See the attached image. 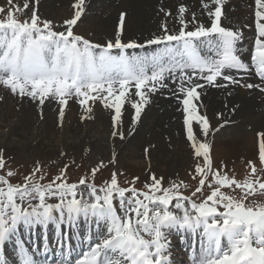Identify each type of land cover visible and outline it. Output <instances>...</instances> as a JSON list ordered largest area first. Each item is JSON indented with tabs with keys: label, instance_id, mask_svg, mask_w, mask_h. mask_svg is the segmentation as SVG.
<instances>
[{
	"label": "snow or ice",
	"instance_id": "obj_1",
	"mask_svg": "<svg viewBox=\"0 0 264 264\" xmlns=\"http://www.w3.org/2000/svg\"><path fill=\"white\" fill-rule=\"evenodd\" d=\"M85 3L86 0H76L74 16L64 21L63 31H56L51 21L41 20L35 7L30 18L21 21L17 16L21 6L7 0L9 7H0V85L40 106L46 99L58 101L60 121L71 97L80 98L79 103L89 116L93 112L90 102L102 101L104 108L114 112V124L120 125L126 102L131 100L134 122H139L150 103L149 94L168 88L170 79L177 86L171 91L183 106L186 138L195 157L203 159V164L197 163L194 168L200 174V187L193 195L202 191L209 175L213 176L215 187L206 199L196 203L179 194L181 184L185 188L187 184L173 182L164 188L163 177L155 174L144 185L147 191L141 192L135 187L120 186L115 172L110 183L98 188L94 180L69 183L67 166L46 184L41 183L45 177L39 164L22 184H12L9 178L14 173L8 170L0 175V252L16 237L20 225L47 228L54 224L59 229L64 224L73 225L83 216L104 222L107 227L75 264H170L168 237L174 228L191 232L203 228L206 246H201L198 264H264V204L245 203L257 190L264 195V182L257 178L255 164L251 165L253 178L243 182L213 170L211 145L206 138L210 130L219 129H212L208 116L201 114L196 103L202 94L198 90L206 87L237 86L264 92V0H255L258 38L251 64L244 62L238 48L242 31L222 26L225 0H212L217 6L214 9L208 3L203 5L211 18L209 26L199 23L195 13L186 19L188 8L181 5L177 13L180 29L173 33L164 23L161 34L148 41L150 45H163L160 51L151 57L131 58L127 50L143 45L122 42L117 37L101 47L74 33ZM28 7L26 0L22 8ZM160 11L165 16L172 15L163 8ZM125 15L120 16L121 33ZM189 23L194 24V30L189 29ZM113 49L121 54L113 55ZM205 50L214 56L201 55ZM253 73L261 83L247 82ZM133 87L136 91L130 96ZM194 123L204 139L198 138ZM117 135L124 139L122 133H113L114 137ZM260 137L259 163L264 166V133ZM5 168L6 159L0 152V170ZM95 174L93 168V177ZM233 186L240 189L239 199L221 191ZM50 199L57 202L49 203ZM173 201L178 212L170 208ZM220 208L224 210L219 211ZM225 239L226 247L222 244ZM15 243L20 264H39L33 251L18 239ZM47 250L45 245V253ZM0 264L6 261L0 259ZM58 264L72 262L65 257Z\"/></svg>",
	"mask_w": 264,
	"mask_h": 264
},
{
	"label": "bare ground",
	"instance_id": "obj_2",
	"mask_svg": "<svg viewBox=\"0 0 264 264\" xmlns=\"http://www.w3.org/2000/svg\"><path fill=\"white\" fill-rule=\"evenodd\" d=\"M19 1L26 2V0ZM29 1L32 2V0H27V2ZM116 1H120V3ZM171 1L175 5L167 8L159 0H86L83 15L74 29L82 33L79 35L85 36L93 44L101 47L117 37L122 42H136L143 47L134 49L132 51L133 57H151L159 52V46L150 45L148 41L161 34L164 23H167L168 28L173 33L180 29L177 13L181 5L188 8L189 15L195 13L196 16H201L203 18L202 23L209 26L211 18L208 17L207 9L203 5L208 3L209 7L212 8L215 5L212 0ZM39 2V8L44 14L54 13L57 18H62L57 20L59 26L63 28L66 27L64 21L74 16L73 5L76 0H39ZM161 8L165 12L170 11L172 15L165 16L164 12L160 11ZM223 9L225 14L222 17V26L229 29L241 28L247 34L255 35L252 0H230V3L225 2ZM122 10H126L127 13L124 14L127 18H125L121 33L120 16L123 13ZM119 54L120 51L115 49V55ZM165 91H167L168 100L162 98ZM198 91L202 93L200 101L196 102L199 111L208 116L212 129H219L218 131L210 130L209 136L206 138L211 143V156L221 154V158L224 157L228 164L230 161L241 158L246 162L259 159L261 139L259 134L264 133V109L262 107L264 93L244 87H237L236 89L229 87L222 89L221 92L226 97L219 98V91L215 93L209 88ZM229 92L231 93L230 96ZM2 95L3 92L0 90V100L6 102ZM149 99L150 103L145 107L139 122H134L135 112L128 107L131 100L126 102L120 125L114 124V112L104 108L102 101L90 102L93 107L90 116L85 109L82 112L79 107L69 103L65 109L63 121L59 120L58 115L60 105H53L47 101L43 106H40L37 101H34L36 110L40 111L42 116H37L34 110H30L31 113L26 114L27 120L22 121V118L15 116L17 104L11 99V113L2 116H7V122L13 123L15 127L11 129L5 124V121L0 120V146L17 150L21 149L20 147L33 146V143L38 142L43 153L50 151L55 153L61 150L62 154L67 150L78 148L102 159L105 158L104 161L121 158V163L129 166V169L133 168L140 171L137 174H140L143 167H146L147 173L166 177L168 174L177 178L183 177L187 169L194 167L192 162L194 150L191 147V142L186 138V125L183 124L182 109L170 97L169 89L149 94ZM21 101L18 103L25 104L28 102ZM213 104L218 105L222 111V114L216 118L212 117L207 110V107L211 108ZM47 115L50 121L47 120ZM53 122L55 126H53ZM49 123L52 124L53 129L49 135H45L44 129ZM73 123H79L81 127L75 130L71 126ZM195 126L199 129V126L194 123L193 127ZM25 128L28 131L27 134H24ZM17 131L21 133V136L17 134ZM114 132L122 133L124 139H120L118 135L114 137ZM197 135L202 134L197 133ZM149 138L152 140L151 146H155L151 149L154 154L159 150L161 151L158 145L165 144L167 139L174 144L171 149L175 148L170 153L168 152L169 154L165 158L164 155H155L160 158L151 162L149 158L146 159L134 148L137 145V140ZM159 140H162L163 143H157ZM229 151L232 152V155H225ZM163 158L165 161L162 162ZM135 160L138 162L132 164ZM169 171L171 173H168ZM104 225V222L97 223L93 218L86 219L81 216L71 226L64 224L58 229L54 224H49L47 228L36 225L29 227V230L21 231L19 229L17 233L23 234L24 238L31 242L29 248L36 257H39L41 264L44 255H48L52 260L54 256H57V262L66 257L74 263L86 252L90 243L94 244L105 233L103 231ZM179 230L180 228L175 233L179 232L181 238H175L174 234L169 240L167 255L170 262L185 264L183 249L188 245L195 244V240L191 231L183 229L180 232ZM41 236L44 240L47 239L45 243L48 246L47 253L44 251L45 245L40 242ZM63 236L65 240H63ZM77 238H84L88 243L87 247L76 243L75 239ZM7 244L10 245V242ZM174 244L177 248L171 251ZM14 246L17 244L14 243ZM182 246L183 249H181Z\"/></svg>",
	"mask_w": 264,
	"mask_h": 264
},
{
	"label": "rangeland",
	"instance_id": "obj_3",
	"mask_svg": "<svg viewBox=\"0 0 264 264\" xmlns=\"http://www.w3.org/2000/svg\"><path fill=\"white\" fill-rule=\"evenodd\" d=\"M19 0H15L14 3L17 5L21 6V11L17 12L18 18L23 21L25 19H29L31 16V12L33 7L37 9V14L40 16L41 20H48L51 21L54 25V29L56 31H63L64 28L59 26L58 20L57 19H62V18H57V16L54 13H51L50 15L44 14L40 8L39 4L35 3V0H32V2L29 3V7L27 10H24L22 8L24 2H18ZM124 1V0H123ZM162 4H164L167 8L173 7L175 4L171 0H159ZM117 3H120V1H116ZM115 3V4H117ZM0 7H5L8 8L9 5L7 4V0H0ZM123 13H127L126 10H122ZM117 13L115 14L116 18ZM198 18V22L202 23L203 18L201 16H196ZM127 18V16H125ZM186 19H190V15L186 16ZM189 26H191L192 30L194 29V24L189 23ZM75 28V27H74ZM75 33L82 34L78 30L73 29ZM78 31V32H77ZM83 38L87 39L85 36ZM88 40V39H87ZM90 41V40H89ZM91 42V41H90ZM129 55V53H128ZM211 91L217 93L216 88H209ZM0 90L3 92L2 98L6 101H1L0 100V120L5 121L7 126L15 127L13 123L7 122L8 117L7 116H2V115H8L11 113V104L10 101L13 99L15 103L17 104V112L15 116L22 118V121L27 120L26 114L31 113L30 110H34L37 116H42V113L38 110H36V105L34 104V101H32L28 97L24 98H19L13 94H9L6 90L0 86ZM131 96V95H130ZM230 96V95H229ZM226 97L224 96L220 91H219V98ZM136 98V99H135ZM138 97H134V99L137 101ZM162 98L167 99V91H165L162 94ZM28 101L25 104L18 103L19 101ZM49 99H46L45 102H47ZM168 100V99H167ZM49 102V101H48ZM56 105V102H50V104ZM70 104H73L74 106H78L81 110L84 111V108L81 107L80 105L71 102ZM59 105V104H57ZM175 105H177L175 103ZM52 106V105H50ZM127 106V105H126ZM132 111L135 112V110L131 107V103L128 106ZM264 109V104L262 105ZM169 108L171 106L169 105ZM207 110L211 114L212 117H217L220 114H222V111L220 107L216 104H213L211 108L207 107ZM109 111L113 112L112 110L109 109ZM124 113V110H122ZM55 117V116H54ZM47 120H49V116L47 115ZM50 121V120H49ZM53 126L54 122H53ZM53 126L51 123H49L46 128L44 129L45 135H49L51 133V130L53 129ZM72 128L77 130L78 128L81 127V124L79 123H73ZM24 128V127H23ZM3 129V128H2ZM194 131H197V133H200L199 129L197 126L194 127ZM27 129H24V134H27ZM60 133V132H58ZM17 134L21 136V133L17 131ZM61 134V133H60ZM46 137V136H45ZM43 137V138H45ZM199 139H204L202 135H198ZM150 139V138H149ZM140 139L137 140V145L134 146L136 150L139 151V153L143 156L150 159L151 162L157 161L160 157L155 156V155H164V158L175 148L171 149L174 144L170 142V140L167 139L163 145H158V147L161 148V151L159 150L157 153L151 152L152 147L151 146V139ZM160 141V140H159ZM157 142L159 144L163 143L161 140L160 142ZM169 141V142H168ZM208 143H210L207 140ZM33 146H26V147H20L21 149L13 150L12 148H6V147H1L0 146V152L3 153L5 159H6V168L4 170H0V175H4L8 170L13 171L14 175L9 178L10 182L12 184H22L25 181V177L32 174L34 168L39 164L42 169V174L44 175L45 179L41 181V183H48L51 182L52 180L55 179L57 175L61 174L62 169L67 166V171H66V178L69 183H78L79 180L81 179H87L88 182H92L94 180L95 184L97 187H103L104 185L110 183V179L112 174L115 172L117 174V179L118 183L122 187H135L137 190L143 192L147 191V189L144 187L145 183H150V176L152 173H147L146 172V167H143L141 170L140 174H137L135 169L131 168L129 166H126L125 164L121 163V158L115 160L114 163H111V161H104L101 157H97L95 154H90L85 152L84 150H79L78 148L74 150H67L62 154V151L60 150L59 152L53 153L52 151L43 153L41 148L39 147V143L35 142L33 143ZM169 144V145H168ZM144 145V146H143ZM211 145V143H210ZM163 149V150H162ZM169 149V150H168ZM38 150V151H37ZM141 151V152H140ZM169 152V153H168ZM11 153V154H10ZM86 153V154H85ZM43 154V155H42ZM90 154V155H89ZM225 155L231 156L232 152L229 151L225 153ZM224 155V156H225ZM28 156V157H27ZM63 156V157H62ZM97 157V158H96ZM163 158L162 162L165 161ZM213 159V170H220L222 174H227L230 178L235 179L237 181L243 182L245 180H248L252 177L251 174V165L255 164L257 167V178H259L262 182H264V172L261 171V168L264 167L260 165L259 159L256 161H245L242 158L241 159H236L235 161L233 160L232 162L230 161V164H228L225 160V158H221V154L218 156H211ZM96 159V160H95ZM102 162V164H101ZM138 160H135L134 163L136 164ZM192 162L194 163V167L192 169H187L186 173L184 174L183 177H174V175H169L166 176H160L156 175L157 177H163V187L168 188L170 187L173 182L180 183L184 182L187 184V187L185 188L183 184H181V187L179 188V194L188 197L189 201H195L196 203L202 202L208 195L211 194V191L215 187V182L213 176L209 175L208 179L205 181V185L203 186L202 191L196 192L195 195L193 193L195 192L196 188L200 187L199 185V178L200 174L194 172V168L197 163L203 164V159L202 158H197L195 155H193V160ZM235 162V163H234ZM232 163V164H231ZM96 168V174L93 177L92 175V169ZM150 169H154L152 167H149ZM168 173H171L170 171ZM39 175V174H38ZM138 177L139 179H134ZM193 177H196L195 179ZM212 185V187H209V185ZM221 191L224 192L225 194L232 195L233 197L239 199L240 198V189L233 188H221ZM159 195H162V193H158ZM263 202L264 204V195L260 194L259 190H257L256 194L253 196H250L248 200L245 201L246 204H253V206L257 205L258 201ZM49 203H56L57 201L55 199H50L48 201ZM176 201H173V204L170 206L172 210L177 211L174 208V204ZM118 203V201H117ZM190 207V205H187ZM223 208H220L219 211H223ZM106 224L104 225V230L106 232ZM29 230V227H24L23 225H20L18 230ZM178 228H174L170 231L169 233V240L174 236L175 231ZM181 236V234H180ZM175 238H177L175 236ZM178 239V238H177ZM180 239V238H179ZM175 247V249H174ZM174 247H171L172 250H176L177 246L174 244ZM170 255V252H169ZM169 257V256H168ZM186 260V259H185ZM185 263V262H184Z\"/></svg>",
	"mask_w": 264,
	"mask_h": 264
}]
</instances>
